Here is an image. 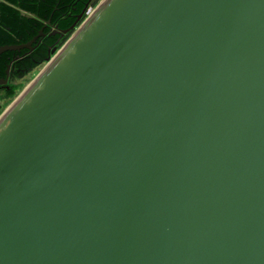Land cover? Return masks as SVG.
<instances>
[{
	"label": "water",
	"instance_id": "water-1",
	"mask_svg": "<svg viewBox=\"0 0 264 264\" xmlns=\"http://www.w3.org/2000/svg\"><path fill=\"white\" fill-rule=\"evenodd\" d=\"M42 69L0 113V264H264V0H105Z\"/></svg>",
	"mask_w": 264,
	"mask_h": 264
},
{
	"label": "trees",
	"instance_id": "trees-1",
	"mask_svg": "<svg viewBox=\"0 0 264 264\" xmlns=\"http://www.w3.org/2000/svg\"><path fill=\"white\" fill-rule=\"evenodd\" d=\"M76 0H1L0 2V46L5 44H21L32 37L31 30L32 23L30 19L21 15L20 11L35 14L38 18H48L53 14V22L58 25L59 29L66 28L72 24L77 15L86 5L88 0H81L75 4ZM70 16L66 18L68 15ZM66 18V19H65ZM39 26V25H38ZM70 33H66L59 38L56 47H59ZM47 44L43 48L33 52V56L40 55L43 57L42 61L46 60L50 49ZM24 50L15 52V54H22ZM9 51H5L0 59L2 61L7 59ZM19 85L15 86L10 92L9 99L15 95Z\"/></svg>",
	"mask_w": 264,
	"mask_h": 264
},
{
	"label": "flooded vegetation",
	"instance_id": "flooded-vegetation-1",
	"mask_svg": "<svg viewBox=\"0 0 264 264\" xmlns=\"http://www.w3.org/2000/svg\"><path fill=\"white\" fill-rule=\"evenodd\" d=\"M78 1L81 0H76L75 4ZM91 1L92 0H88L86 2L87 7L89 6V3ZM31 15L32 17H27V18L30 19L32 23L31 30H29L28 32L29 34L32 33V37L29 38L24 43L30 42L34 38V36H37V38L35 39V41H31L29 43L30 48L23 47L19 50H6L9 51L10 53L7 59L2 61L3 65H0V113L5 107L6 100L9 99L8 95L14 89V87L18 85L20 79H23L27 74H29L33 69L38 67L40 64L45 63V60L42 61L43 59L42 56L40 55L33 56V52L43 48V46L47 44V41L50 42L48 44L49 46L48 49L51 50L53 47H56L57 42L61 37L60 33L62 29H59L58 25L53 22V14H51L48 18L45 19L38 18L35 14H31ZM69 16L70 14L66 18H68ZM40 30L42 34H39ZM22 49L24 50L22 54H15V52H20ZM4 52L5 51L0 53V59Z\"/></svg>",
	"mask_w": 264,
	"mask_h": 264
},
{
	"label": "rangeland",
	"instance_id": "rangeland-1",
	"mask_svg": "<svg viewBox=\"0 0 264 264\" xmlns=\"http://www.w3.org/2000/svg\"><path fill=\"white\" fill-rule=\"evenodd\" d=\"M101 2H102V1H101ZM97 3H99L98 0H94V2L92 3V5L89 6L88 11H87V14L85 15V17H86L87 15H89V16L87 17V19H88V18L91 16V14L96 10L95 5H96ZM87 19H86V20H87ZM86 20H85V21H86ZM61 49H62V48H61ZM61 49H60V50H61ZM60 50H59V51H60ZM59 51H57L52 57L54 58V57L58 54ZM48 63H49V62H48ZM48 63H47V64H48ZM45 64H46V63H42V64H40L38 67H36L35 69H33L29 74H27L23 79H20V81H19V83H18L19 87H18V89L16 90L15 95H14L12 98L6 100V102H5V107L9 106V104L11 103V101H12L14 98H16V97L20 94V92L22 91V89H23L24 87H26L27 84H29V83L33 80V78L37 75V73L42 69V67H43ZM47 64H46L45 66H47ZM45 66H44V67H45ZM44 67H43V69H44ZM43 69H42V70H43Z\"/></svg>",
	"mask_w": 264,
	"mask_h": 264
},
{
	"label": "bare ground",
	"instance_id": "bare-ground-1",
	"mask_svg": "<svg viewBox=\"0 0 264 264\" xmlns=\"http://www.w3.org/2000/svg\"><path fill=\"white\" fill-rule=\"evenodd\" d=\"M104 2H105V0H102L100 6H101ZM100 6H99L98 8H96V10L91 14V16H90L86 21L83 22L82 26H81L76 32H74V34L71 36L70 40H69V41L65 44V46H64V47L58 52V54H57L54 58L51 57L49 63L47 64V66L44 67L43 71H45L46 69H48V68L51 66V64L56 60V58L62 53L63 49L68 45V43H70V42L73 40V38H74V37L78 34V32L84 27V25L89 21V19L94 15V13L100 8ZM30 85H31V82H30L29 84H27V86H26L24 92H22V93H21V94L15 99L14 103H12V104H10V105L8 106L7 109H9V111L15 106V104H16L18 101H20V100L22 99V97L24 96V94L26 93V91L29 89ZM9 111H8V112H9ZM8 112H7V113H8ZM0 119H1V118H0Z\"/></svg>",
	"mask_w": 264,
	"mask_h": 264
}]
</instances>
